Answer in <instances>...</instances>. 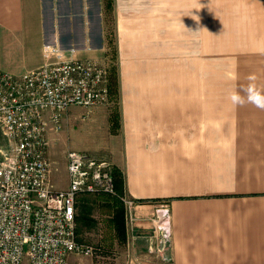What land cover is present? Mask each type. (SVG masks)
<instances>
[{"label": "crops", "instance_id": "obj_1", "mask_svg": "<svg viewBox=\"0 0 264 264\" xmlns=\"http://www.w3.org/2000/svg\"><path fill=\"white\" fill-rule=\"evenodd\" d=\"M258 15L264 30V0H112L110 9L108 0H0V70L14 75L54 53L106 63L112 27L117 94L85 113L70 106L60 129L50 123L48 157L51 144L67 141L59 189L69 184V150L111 160L123 193L144 201L135 210L144 232L167 201L170 261L147 251L128 264H264ZM210 42L213 61L238 58L248 75L227 71L210 91Z\"/></svg>", "mask_w": 264, "mask_h": 264}, {"label": "built area", "instance_id": "obj_2", "mask_svg": "<svg viewBox=\"0 0 264 264\" xmlns=\"http://www.w3.org/2000/svg\"><path fill=\"white\" fill-rule=\"evenodd\" d=\"M107 67L99 60L54 53L39 67L14 75L0 70V264H81L73 255H92L77 236L76 203L82 194L118 196L134 223L133 238L170 261L169 208L157 202L153 228L144 232L136 207L144 201L117 193L114 165L91 152L69 150L65 189L52 187L47 132L60 129L72 105L91 108L111 97Z\"/></svg>", "mask_w": 264, "mask_h": 264}, {"label": "rangeland", "instance_id": "obj_3", "mask_svg": "<svg viewBox=\"0 0 264 264\" xmlns=\"http://www.w3.org/2000/svg\"><path fill=\"white\" fill-rule=\"evenodd\" d=\"M257 20L259 23L257 33L264 39L263 15L262 17L258 15ZM109 24L111 26V22H109ZM107 40L106 63L102 62V60L101 62L107 67L108 76H111L116 67L115 38L114 33L112 32V27H108ZM222 45H225V43L218 44V47ZM262 45L263 42L261 45H258V47H261ZM216 48L217 46H214L210 42V55L215 56L214 58H211V61L218 56L217 53L213 54L211 52L212 49ZM251 48L254 49V45H252ZM237 59L238 58H235V61H226L223 58H217V61L212 62L210 67L214 70V74L211 76L212 82L210 80V91H217L216 89L219 87L217 81L220 82V85L226 82L225 74L227 71L239 76L248 75L247 69L238 68ZM109 106L116 110L118 106L117 100ZM71 109L81 113H85L86 111L84 107L77 105H74ZM0 144H5V139L1 132ZM51 146L52 157L51 154L49 155L51 160L50 181L52 187L59 189L60 184L65 185L68 179L62 168V153L69 145L67 144V141L61 144L60 141H57L56 143L51 144ZM76 208L78 239L84 244L92 246L93 253L88 256L73 255L70 258L72 261L81 264H128L130 254H148L146 245L147 240L144 238H133L134 223L130 216L127 215L124 204L121 203L115 195L101 193L82 194L77 200ZM122 212L123 220L121 221V224L123 225L120 227L118 217L121 216ZM123 226H125V230L122 228Z\"/></svg>", "mask_w": 264, "mask_h": 264}, {"label": "trees", "instance_id": "obj_4", "mask_svg": "<svg viewBox=\"0 0 264 264\" xmlns=\"http://www.w3.org/2000/svg\"><path fill=\"white\" fill-rule=\"evenodd\" d=\"M108 8L109 9L112 8V0H108ZM116 80H117L116 79V73H115V69H114V71L112 72V74L110 76V91H111V93H112V91H114L117 94V82H116ZM117 118H118V114L117 113L116 114H112V120L114 122H115V120H117ZM114 176H115V183H116L117 193L120 194V195H123L124 194L123 190L120 189V187H119L120 178H117V174L115 172V169H114ZM116 197H118V196H116ZM118 200H120V202L123 203L119 197H118ZM119 218H120V220H119ZM122 220H123V212H122L121 216L118 217V223L120 224L119 225L120 227H121V225H123V224H121ZM122 228L125 230V226H123Z\"/></svg>", "mask_w": 264, "mask_h": 264}]
</instances>
